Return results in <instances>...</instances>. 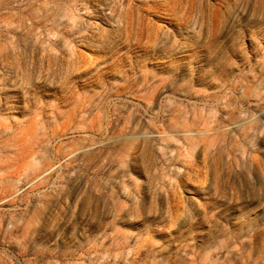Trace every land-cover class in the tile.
I'll list each match as a JSON object with an SVG mask.
<instances>
[{"label": "rangeland", "instance_id": "obj_1", "mask_svg": "<svg viewBox=\"0 0 264 264\" xmlns=\"http://www.w3.org/2000/svg\"><path fill=\"white\" fill-rule=\"evenodd\" d=\"M0 264H264V0H0Z\"/></svg>", "mask_w": 264, "mask_h": 264}]
</instances>
